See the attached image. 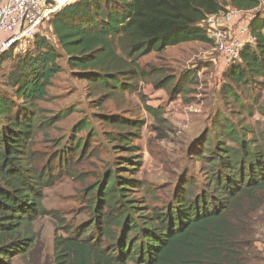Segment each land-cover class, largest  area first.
<instances>
[{
    "label": "trees",
    "instance_id": "obj_1",
    "mask_svg": "<svg viewBox=\"0 0 264 264\" xmlns=\"http://www.w3.org/2000/svg\"><path fill=\"white\" fill-rule=\"evenodd\" d=\"M263 0H71L40 29L0 54V264L28 261L36 242V222L52 211L45 190L95 150L77 132L53 139L49 152L36 147L39 132L48 131L59 115L40 105L62 70L60 59L93 88L111 95L133 89L159 75L155 88L174 100L198 85L200 68L179 77L140 58L169 46L212 43L204 22L227 7L251 11L256 41L245 44L240 60L216 81L218 103L205 82L201 101L210 121L188 143L186 154L198 164L180 168L165 198L136 174L143 164V121L112 116L119 127L110 134L123 153L119 166H108L82 193L88 218L62 221L66 235L56 237L52 264H264V127L248 119L264 117ZM264 6V5H263ZM6 63L9 68L5 70ZM211 70L201 73L206 81ZM212 78H216L214 75ZM216 89V88H215ZM222 104L224 108H220ZM165 125L162 106H147ZM64 117V116H62ZM158 197L157 201L152 198ZM259 235V238H258Z\"/></svg>",
    "mask_w": 264,
    "mask_h": 264
},
{
    "label": "rangeland",
    "instance_id": "obj_2",
    "mask_svg": "<svg viewBox=\"0 0 264 264\" xmlns=\"http://www.w3.org/2000/svg\"><path fill=\"white\" fill-rule=\"evenodd\" d=\"M263 5L261 11H264ZM42 30L53 38L48 23L42 25L40 31ZM215 55L213 42L192 41L169 46L162 52H152L140 58L143 66L163 68L166 73L177 77L185 70L200 68V83L174 100L170 99L168 89L154 87L153 80L159 75L141 80L133 89L117 90L104 96L103 91L94 89L88 80L78 77L68 66L65 57L60 59L62 70L53 79L48 88L47 99L40 101V105L48 110L49 115H59L61 119L48 131L38 133L36 147L45 152L51 151L54 138L70 137L74 126L83 121L88 123V127L77 132V135L86 139L88 150H95L96 156H89L81 162L77 167V174L65 175L45 190L44 204L52 214L36 222L37 238L28 261L16 258L12 264H52L56 237L66 235L61 220L79 224L88 218L82 199L84 187L100 177L108 166H119L120 156L126 153H117L118 148L109 138L110 134L119 129L110 123V117L118 115L144 122L140 137L134 141L140 146L141 151L138 153L142 154L143 161L136 176L154 186L161 198L164 199L169 190H172L180 168L186 165L190 169L198 168V164L188 158L186 149L191 138L210 121L213 103L207 106L199 95L205 90V82L210 84L206 90L213 91L214 104L219 101L217 90L220 87L216 86L219 78H212L215 67L211 59ZM5 66L7 70L9 63ZM203 69L205 72L211 70L208 81L201 73ZM147 106H162L167 123L163 125L155 120ZM219 107L224 108L222 104ZM196 108H200V111H195ZM248 119L254 125L260 121L264 127V117L258 112ZM157 198L156 196L152 200L157 201ZM262 228L264 229V223L261 231ZM260 237L264 240L263 235Z\"/></svg>",
    "mask_w": 264,
    "mask_h": 264
},
{
    "label": "built area",
    "instance_id": "obj_3",
    "mask_svg": "<svg viewBox=\"0 0 264 264\" xmlns=\"http://www.w3.org/2000/svg\"><path fill=\"white\" fill-rule=\"evenodd\" d=\"M69 1L0 0V54L14 44L32 38L46 20ZM252 18L251 11L229 6L205 20L204 27L216 54L211 59L215 77H221L226 68L240 60L245 44L255 43L256 38L250 30Z\"/></svg>",
    "mask_w": 264,
    "mask_h": 264
}]
</instances>
